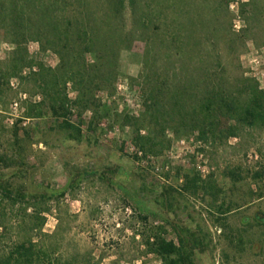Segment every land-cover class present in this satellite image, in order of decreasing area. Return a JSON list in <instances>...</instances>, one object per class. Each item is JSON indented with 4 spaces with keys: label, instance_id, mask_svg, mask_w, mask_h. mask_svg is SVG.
<instances>
[{
    "label": "rangeland",
    "instance_id": "rangeland-1",
    "mask_svg": "<svg viewBox=\"0 0 264 264\" xmlns=\"http://www.w3.org/2000/svg\"><path fill=\"white\" fill-rule=\"evenodd\" d=\"M187 9L204 17L199 35L217 30L226 90L242 73L264 90V0H189ZM124 20L120 74L111 96L99 93L104 118L91 123V111L73 109L24 117L42 97L25 78L28 68L0 97V254L41 237L48 255L70 264H162L145 239L163 229L177 243L185 234L194 246L187 264H264V125L214 141L198 130L176 135L168 128L161 142L142 149L133 140L137 128L147 134L141 83L152 70L161 73L163 51L156 68L144 66L148 34L142 38L128 10ZM10 49L2 42L0 58ZM27 50L45 65L56 63L35 42ZM64 120L81 130V141L67 138ZM196 175L212 188L195 190Z\"/></svg>",
    "mask_w": 264,
    "mask_h": 264
},
{
    "label": "trees",
    "instance_id": "trees-1",
    "mask_svg": "<svg viewBox=\"0 0 264 264\" xmlns=\"http://www.w3.org/2000/svg\"><path fill=\"white\" fill-rule=\"evenodd\" d=\"M221 1L227 5L232 0ZM188 3L189 0H0V44H11L6 58H0V97L11 89L10 81L28 68L25 78L36 84L42 97L27 105L24 117H43L48 112L59 117L73 109L79 115L91 111V123L104 118L108 112L99 93L111 96L120 74L121 43L126 37L124 15L128 10L132 26L141 31L142 38L143 33L148 34L144 66L156 68L163 51L161 73L152 70L141 83L147 100V134L139 135L137 128L133 136L136 144L149 151L161 142L168 128L176 135L198 130L201 138L214 141L235 136L240 127L263 126L264 90L255 78L243 73L234 79L239 85L226 90L224 83L229 85V80L220 72L224 67L217 49V30L207 29L199 35L204 17H200L201 12L190 14ZM29 42H35L40 52L53 53L55 65L30 57ZM61 127L67 131L68 139L81 141L78 127L65 120ZM208 180L196 175L191 184L195 190L206 192L212 188ZM40 238L15 243L11 251L0 254V264H70L48 255ZM145 246L159 256L162 264H187L194 247L185 234L178 233L177 243L165 236L163 229L148 234Z\"/></svg>",
    "mask_w": 264,
    "mask_h": 264
},
{
    "label": "built area",
    "instance_id": "built-area-1",
    "mask_svg": "<svg viewBox=\"0 0 264 264\" xmlns=\"http://www.w3.org/2000/svg\"><path fill=\"white\" fill-rule=\"evenodd\" d=\"M23 97H25V95H23ZM14 105H16V103H14ZM190 141H192L193 139H192V137L189 139ZM129 148H130V150H133V146H129ZM136 154H138V155H141V151L140 150H133ZM196 157L198 158V159H200V160H202L203 159V154L200 152V153H197V155H196ZM257 157V155H255V158ZM203 170L204 169H201V171L203 172Z\"/></svg>",
    "mask_w": 264,
    "mask_h": 264
}]
</instances>
